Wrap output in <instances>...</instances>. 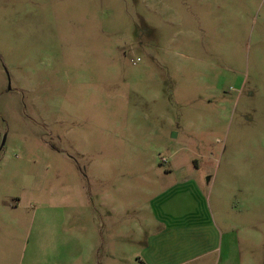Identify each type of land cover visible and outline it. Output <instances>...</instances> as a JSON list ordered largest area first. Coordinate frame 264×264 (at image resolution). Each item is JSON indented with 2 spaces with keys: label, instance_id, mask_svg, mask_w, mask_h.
<instances>
[{
  "label": "rangeland",
  "instance_id": "374dc122",
  "mask_svg": "<svg viewBox=\"0 0 264 264\" xmlns=\"http://www.w3.org/2000/svg\"><path fill=\"white\" fill-rule=\"evenodd\" d=\"M170 186L264 264V0H0V264H140Z\"/></svg>",
  "mask_w": 264,
  "mask_h": 264
},
{
  "label": "crops",
  "instance_id": "0c3cea01",
  "mask_svg": "<svg viewBox=\"0 0 264 264\" xmlns=\"http://www.w3.org/2000/svg\"><path fill=\"white\" fill-rule=\"evenodd\" d=\"M188 184L189 180L182 184L183 188ZM177 190V186H170L151 201L157 229L142 246L140 264H181L188 260L191 252L198 249L195 241L193 245L190 242L193 237L192 228L198 225L192 222L194 218L189 216V211H178L175 215L169 211L171 209L167 199L171 194H176ZM183 193H191L189 187L183 189ZM20 255L25 260V245L21 247Z\"/></svg>",
  "mask_w": 264,
  "mask_h": 264
}]
</instances>
